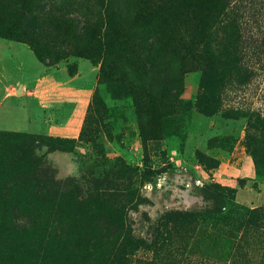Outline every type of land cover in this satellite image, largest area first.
<instances>
[{
  "label": "rangeland",
  "instance_id": "1",
  "mask_svg": "<svg viewBox=\"0 0 264 264\" xmlns=\"http://www.w3.org/2000/svg\"><path fill=\"white\" fill-rule=\"evenodd\" d=\"M10 1L0 0L6 67L0 78H15L0 98L19 97L28 88L26 96L42 113L32 130L1 123L0 132L67 140L65 147L35 148L64 192L58 209L66 231L61 247L47 251V264H96L101 253L126 248L106 215L126 217L130 234L150 244L168 212L194 216L167 221L164 242L139 246L135 258L264 264V0H228V17L238 25L216 27L199 47L219 61L204 53L190 59L175 54L181 90L154 88L152 100L137 81L132 84L135 75L101 77L102 59L77 55L47 66L37 86H27L43 64L24 48L31 47ZM182 23L189 34L192 15ZM154 83L160 88L164 79ZM70 181L82 191L101 189L104 202L71 194ZM252 209L257 214L248 219ZM44 221L52 232L57 222L51 216Z\"/></svg>",
  "mask_w": 264,
  "mask_h": 264
},
{
  "label": "trees",
  "instance_id": "2",
  "mask_svg": "<svg viewBox=\"0 0 264 264\" xmlns=\"http://www.w3.org/2000/svg\"><path fill=\"white\" fill-rule=\"evenodd\" d=\"M10 2L22 21V38L41 62L55 65L71 55L100 58L101 77L135 75L132 84L137 81V87L147 93L149 100L153 98L154 88L181 90L172 63L175 54L190 59L204 53L219 61V56L199 48L201 42L216 27L227 29L232 21L236 25L239 23L228 17V0ZM188 15L194 19L189 34L182 25ZM175 42L179 44V51ZM157 77L164 79L160 88L154 83ZM66 142L50 136H38L33 140L28 134L0 132V264H47V251L61 247L66 231V220L63 222L64 217L58 209L63 188L35 153V148L39 144L49 148L65 147ZM70 182L66 190L71 194L84 192L88 202H104L101 199L107 193L101 189L94 193L82 191L76 182ZM218 188L226 190L222 186ZM256 214L252 209L247 213L248 219ZM47 216L57 222L52 232L45 226ZM187 216L179 212L162 215L150 244L164 242L167 221H183ZM109 218H113V214L106 215L103 220L108 225L114 224L117 239L120 238L126 248L101 253L96 264H151L134 257L139 246L149 247L150 244L130 234L126 217Z\"/></svg>",
  "mask_w": 264,
  "mask_h": 264
},
{
  "label": "crops",
  "instance_id": "3",
  "mask_svg": "<svg viewBox=\"0 0 264 264\" xmlns=\"http://www.w3.org/2000/svg\"><path fill=\"white\" fill-rule=\"evenodd\" d=\"M23 44L26 50L30 49L31 52H33V50L29 48L28 45H26L25 43ZM39 62L41 61L39 60ZM2 63H3V59H2V56L0 55V76L3 73V71L6 69L5 65H3ZM42 64L43 65H42L41 70L38 71L36 74H34L31 78L27 79V81L25 82L27 86L36 87L37 83L39 82V79L41 78V75L44 73L48 74L47 65H45L43 62ZM63 76L64 78L66 77V75H63ZM12 77L15 78V76L12 74H10L9 76L4 74L2 79L0 78L1 84L3 83L5 87V89L3 88L0 94L3 93L7 89V87L12 85L11 84ZM26 92L30 93L28 88H24L22 94L19 97H16L14 95H9L8 97H4L1 95L2 98H0V101H1L0 102V126L2 124H5L13 129L32 130L35 127L40 125L39 120H40L42 111H40L37 107H35L34 104L31 103V99H29V97L26 96ZM27 102L29 104H27Z\"/></svg>",
  "mask_w": 264,
  "mask_h": 264
}]
</instances>
